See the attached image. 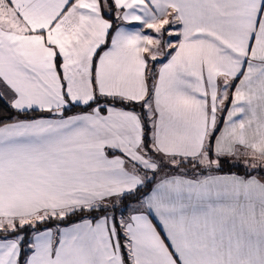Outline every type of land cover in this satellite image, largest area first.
I'll return each mask as SVG.
<instances>
[{
  "label": "snow or ice",
  "instance_id": "1",
  "mask_svg": "<svg viewBox=\"0 0 264 264\" xmlns=\"http://www.w3.org/2000/svg\"><path fill=\"white\" fill-rule=\"evenodd\" d=\"M0 264H264V0H0Z\"/></svg>",
  "mask_w": 264,
  "mask_h": 264
},
{
  "label": "crops",
  "instance_id": "2",
  "mask_svg": "<svg viewBox=\"0 0 264 264\" xmlns=\"http://www.w3.org/2000/svg\"><path fill=\"white\" fill-rule=\"evenodd\" d=\"M81 109H78V110H73V111H80Z\"/></svg>",
  "mask_w": 264,
  "mask_h": 264
},
{
  "label": "trees",
  "instance_id": "3",
  "mask_svg": "<svg viewBox=\"0 0 264 264\" xmlns=\"http://www.w3.org/2000/svg\"><path fill=\"white\" fill-rule=\"evenodd\" d=\"M73 110H78V109H73Z\"/></svg>",
  "mask_w": 264,
  "mask_h": 264
}]
</instances>
